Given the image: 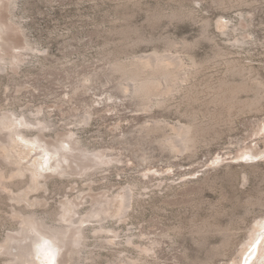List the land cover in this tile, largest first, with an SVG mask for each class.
<instances>
[{"label":"rangeland","instance_id":"obj_1","mask_svg":"<svg viewBox=\"0 0 264 264\" xmlns=\"http://www.w3.org/2000/svg\"><path fill=\"white\" fill-rule=\"evenodd\" d=\"M0 21V57L20 58L0 70V120L45 119L27 138L70 153L60 167L41 160L34 181L35 152L0 147V264H37L44 240L20 233L21 215L54 223L64 203L103 200L109 214L127 189L128 211L86 223L84 245L66 238L58 264H264V238L250 233L264 220V0H5ZM149 55L178 59L189 80L140 110L114 67ZM229 84L261 106L232 109ZM179 124L205 130L175 153L164 143Z\"/></svg>","mask_w":264,"mask_h":264},{"label":"bare ground","instance_id":"obj_2","mask_svg":"<svg viewBox=\"0 0 264 264\" xmlns=\"http://www.w3.org/2000/svg\"><path fill=\"white\" fill-rule=\"evenodd\" d=\"M4 1L5 0H0V9H1V6L3 5ZM13 4H14V2H13ZM15 4H16V1H15ZM4 28H5L4 25L0 21V34L4 30ZM28 49H30V48H28V47L25 48V50H28ZM19 60H20V58L18 56L12 57L9 59H7L5 57H0V70H3L4 66L6 64L16 65ZM183 69L184 68H183L182 62H180L176 58H173L171 56L158 57V56H153V55L142 57L138 61H134L131 64H118L114 67V70L122 72L124 77H125V81L121 82V84L119 85V89L127 97H138L139 99H142L145 101L144 105H140L141 106L140 110L144 109V108L146 110L151 109L154 103H158V104H160L159 106H161V105L163 106L165 103H167L166 98L168 96L173 95V94L177 93L178 91H180L182 85H184V83H186L189 80V76H188L189 73L184 71ZM229 85H231V84H229ZM229 85H228V87H229L228 88V101L231 102L230 105H233L232 106L233 108L230 107L229 104H228L229 105L228 107L234 109L235 105L243 104L244 108L252 110V109H258L259 105L261 106V104H262L260 102L261 97L260 98L258 97L254 101L242 102L240 100L239 94H241V91L244 87L242 88V85L239 87L237 85H236L237 87L236 86L233 87L232 85L231 86H229ZM259 87H258V89H259ZM261 87H263V85ZM192 88H190L189 90H187V89H185V90H187L189 92L190 90H192ZM223 88H224V85L222 88L220 86V89H223ZM260 92H261V90H260ZM195 93H196V91H195ZM189 94H185V95H187L186 97H188ZM190 97H188V98H190ZM192 100L194 101V98ZM185 102H187V100ZM142 106H144V108H142ZM237 108H238V106H237ZM244 108H242V109H244ZM234 110H236V109H234ZM83 119H84L83 121L87 123L89 120V117L85 116ZM196 120H197V116H196ZM149 121H151V120H149ZM153 123H151V124H153V125L156 124V125L154 127L151 125L152 129L158 128L160 126L159 124H161L160 122H156V123L153 122ZM165 123H166V121H165ZM48 126H50V123H48V121H46L45 119L44 120L43 119H31L29 116H26V114L21 116L20 114L16 113L15 111H12V112L8 111V112L2 114V116H1V120H0V147H2L4 149H8L11 146L15 149L16 146H19V143H20V145H22V143H24L23 146L25 149L18 150L19 149L18 148L16 150L17 154H18V155H16V157L19 160H22V159L26 158L27 156H31L32 155L31 152H35L33 160L37 161L38 165H36V163L33 162L34 164L32 163L33 165H31L33 167V169L30 168L31 169V177L34 181H40L39 178L42 176L43 168H44V170H46L45 167H43L44 164L49 163V162L51 164V161L53 159L58 158L59 160L57 159V163H58L57 166L60 167V166H62V163L64 164V162L69 161V159H68L69 147H66L65 143L60 144V145H56L54 147H49L48 145H45L44 143H42L39 138L35 139L36 142L33 141L32 138L31 139L27 138L28 137V134L26 132L27 128H38L41 131L42 129H44ZM202 126H200V127L197 126L198 128L196 130H194V128H193L194 124L176 125L174 128L175 134L173 136L171 135V137L168 136L169 138H167V140H165L164 146L166 144V146L169 147L170 150L175 152V153L176 152H183V151L192 149L197 143V136H198L197 133H199V131H201V130H205V128ZM143 128H144V126H143ZM147 130H149V129H147ZM147 132H149V131H147ZM19 141H21V142H19ZM163 142H164V140H163ZM73 146H74V144H73ZM75 146H74V149H75ZM41 160L44 161L43 162L44 164H39L41 162ZM104 163H106V161H104V159H103L102 164H104ZM63 170H66V169H63ZM47 171H48V169H47ZM34 181H32V182H34ZM25 184H27V183H25ZM131 197H132L131 190L130 189L125 190L121 195H119L118 197H116L112 201V206H111L112 212L109 214L112 217H120L121 218L128 211L130 201H131L130 199H132ZM103 201L97 202L90 209H87V211H81L80 209L76 208L72 202L64 203L63 206L59 207L58 210L53 213V216H54L53 218L59 217V219L58 218L55 219L54 223H48V221H46L45 217L44 218L39 217L34 212H32L29 215H25V214H23L24 210L22 209L23 211H21V212H22L23 216L21 215L20 217L22 218L21 224L23 226L22 227L20 226L21 227L20 233H22V235L27 236L28 233L32 232V233L36 234L37 236H39L40 238H43V240H44L43 243H41V244L37 243V244H39L37 246L39 253H38V255L37 254L36 255L39 256V259H35L36 260L35 263H37V264H58L57 259L60 255V252L66 247V238H70V237L78 238L75 241L76 245L77 244L78 245H84V242L83 241L81 242V240L83 238H86L85 224L89 223V222H94V221L102 222L104 219H106V217H107L106 215H109L105 212L106 201L105 202H103ZM50 215H52V214L50 213ZM56 221H58V223ZM104 227L105 226H101L98 229L101 231H104ZM250 233L252 235L251 238L254 236L255 237L259 236L260 238H264V220L263 221L261 220L260 222L255 224L252 227ZM67 244H68V242H67ZM73 245H74V243H73ZM82 251H83L82 247L80 249H73L71 256L79 255V256H77V258L78 257L81 258L80 254ZM71 258L73 259V257H71ZM75 260H78V259H75ZM69 261H72V260L69 259ZM72 262L70 264H73ZM33 263H34V261H33ZM19 264H20V262H19ZM124 264H135V263H133V261L132 262L126 261Z\"/></svg>","mask_w":264,"mask_h":264}]
</instances>
